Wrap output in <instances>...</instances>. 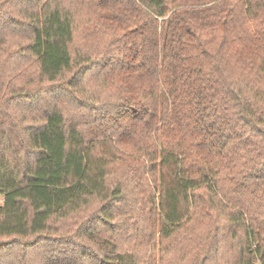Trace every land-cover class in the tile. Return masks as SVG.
<instances>
[{
	"label": "trees",
	"instance_id": "trees-1",
	"mask_svg": "<svg viewBox=\"0 0 264 264\" xmlns=\"http://www.w3.org/2000/svg\"><path fill=\"white\" fill-rule=\"evenodd\" d=\"M24 3L0 52L23 16L52 97L0 98V264H264V0Z\"/></svg>",
	"mask_w": 264,
	"mask_h": 264
},
{
	"label": "rangeland",
	"instance_id": "rangeland-1",
	"mask_svg": "<svg viewBox=\"0 0 264 264\" xmlns=\"http://www.w3.org/2000/svg\"><path fill=\"white\" fill-rule=\"evenodd\" d=\"M28 1L0 0V16H3L7 11H11L10 9L12 8L19 9L23 2H25V5ZM33 2L30 1L26 7L38 10L32 7ZM6 20L9 22V28L2 29V33H6L4 35L7 36L8 40L4 45V50L0 52V98L5 100L4 107L17 114V119L14 121H20L21 125L36 124V120L32 119V117L39 116L43 107L42 103L39 105L37 102L39 95L43 99L52 96L42 88L46 81L41 80L42 82H40L37 75L38 65L21 48L23 44L27 43V20L23 16L20 18L7 16ZM75 45L78 47L84 46L81 39H76ZM87 86H90L89 81H86ZM93 86L95 87L96 84L93 83ZM22 117H25V120H22ZM52 236L57 238H51L52 242L43 243L36 250L35 248L27 250V247L22 248L21 246L12 248L11 251L3 255L1 264H47L55 259L66 261L64 260L66 255H68L64 250L66 246L60 245L59 242L62 240L58 238L66 236V234H54ZM71 237L73 241H79L76 236ZM181 243L182 237L178 239L176 244L181 245ZM190 245H194V243L191 242L188 246ZM138 248L143 249L142 246ZM142 251L146 253L147 249ZM73 255L74 259L71 262L75 263L78 256L76 253ZM83 264L94 263L85 261Z\"/></svg>",
	"mask_w": 264,
	"mask_h": 264
}]
</instances>
